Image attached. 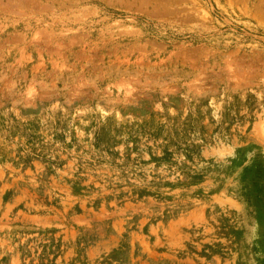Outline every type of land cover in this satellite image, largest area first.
<instances>
[{"label":"rangeland","instance_id":"1","mask_svg":"<svg viewBox=\"0 0 264 264\" xmlns=\"http://www.w3.org/2000/svg\"><path fill=\"white\" fill-rule=\"evenodd\" d=\"M0 264H264V0H0Z\"/></svg>","mask_w":264,"mask_h":264}]
</instances>
